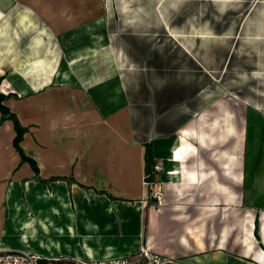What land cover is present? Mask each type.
Masks as SVG:
<instances>
[{
	"label": "crops",
	"instance_id": "obj_1",
	"mask_svg": "<svg viewBox=\"0 0 264 264\" xmlns=\"http://www.w3.org/2000/svg\"><path fill=\"white\" fill-rule=\"evenodd\" d=\"M16 6L17 0H0V13H11ZM232 7H239L238 14L247 16L240 25L241 34L254 14L263 13L264 0H126V6L113 8L114 13L121 9L139 19L132 26L128 23L126 39L131 52L125 57L126 68L110 78L114 79L112 95L107 98L111 110L107 114L109 127L104 126L88 97L87 88L92 85L72 82L69 72L58 73V86H43L42 92L30 100V121L20 120L13 100L4 102L30 133L45 127L50 148L60 150L62 155L56 156L53 151L39 153L45 166L37 165L35 172L13 148L14 123L0 114L1 248L16 249L9 244L14 233L19 247L16 250L59 258L64 264L121 257L140 249H148L175 264H211L208 257L198 255L201 246L197 235L198 225L207 226L209 218L199 215L194 204L230 206L240 201L223 180L241 186L249 175L243 151L245 123L240 121L243 127L237 132L236 117L227 107L218 109L220 119L210 121L208 115H200L187 105L204 90L203 85L197 87L189 73L200 72L213 80L214 74L230 61L231 47L216 51L211 40L220 34L226 37L225 31L218 33L213 23H200L195 16L225 15L231 13ZM107 9L102 0L101 14ZM171 14L184 18L170 24L164 16ZM150 16L156 23H150ZM158 16L162 17L160 24ZM167 41L172 45L169 50L152 46ZM150 47L153 48L149 50ZM44 59L50 62V55ZM195 117L198 118L193 124ZM145 144L151 145L153 159L167 163L164 177L170 179V199L158 210L148 211L145 219L142 213L139 215L140 206L130 205V213L137 214L133 227L127 217L119 220V203L104 199L103 194L108 192L116 199L127 200V188L119 183L127 175L129 165L144 171ZM124 153L129 158L120 172ZM55 157L62 158L61 166L54 165ZM110 158L113 160L109 167ZM64 163H69L67 169L63 168ZM57 168L72 182L49 183L47 189L52 191V198L35 196L28 204L21 200L13 220L8 219L5 192L9 182L31 188L30 181L52 178L57 175L53 174ZM255 184L257 196L263 197L264 177L256 178ZM28 206L30 215L22 211ZM202 244L203 251H207V236Z\"/></svg>",
	"mask_w": 264,
	"mask_h": 264
},
{
	"label": "rangeland",
	"instance_id": "obj_2",
	"mask_svg": "<svg viewBox=\"0 0 264 264\" xmlns=\"http://www.w3.org/2000/svg\"><path fill=\"white\" fill-rule=\"evenodd\" d=\"M105 5L108 9L106 13L101 14L102 0H17V6L11 13H0V90L4 87L6 100L15 102L20 120L30 121V115L27 113L31 106L30 100L47 85L58 86V73L69 72L72 82L78 84L82 81L86 82L85 85H92L87 88L88 97L101 116L104 126L109 127L110 118L107 114L111 110H108L107 98L112 95L110 89L114 79L110 78L126 68L125 57L131 52L126 39L128 23L132 26V22L137 21L139 16L128 15L121 9H118V13L113 12V8L126 6V0H104V7ZM239 10V7H232L231 13L225 15L195 16L200 23H213L218 33L225 31L226 37L220 34L211 40L216 51L223 50V46L225 50L231 47V58L220 72L214 74L213 80L200 72L189 73L197 87L203 85L204 90L193 96L187 105L197 109L200 115H208L210 121L220 119L218 109L227 107L236 117L237 132L243 127H240V121L243 120V151L246 171H249L244 185L241 186L231 185L228 180L221 179L232 187L240 203L230 206L220 203L214 206L194 204L199 208V215L206 214L209 218L207 226L203 223L198 225L197 235L201 246L198 255L204 259L208 257L207 260L211 264H256L255 261L264 264V196H257L254 189L256 178L264 177V11L254 14L240 34V25L244 24L247 16L244 13L238 14ZM164 17H167L170 24L184 18L175 14ZM149 20L150 23H156L151 16ZM158 20L160 24L162 17L158 16ZM152 46L169 50L172 45L167 41L163 45L154 43ZM151 48L153 47L149 50ZM45 55H50V62L46 63ZM40 58L43 61H36ZM38 62L41 66H37L38 70H32L31 67ZM95 77L98 78L94 79ZM5 85L9 88H5ZM24 91L25 95L22 96ZM86 100L89 103L87 97ZM97 112L94 111L96 115ZM197 118L191 120L193 124ZM27 132L20 145L26 150L25 154L37 160L36 165L40 166L39 168L45 162L40 154L46 155L47 152L53 151L52 154L56 156L62 155L60 150L50 148L45 127L36 133L31 131L33 134L28 128ZM231 146L232 144L225 149ZM128 158L127 153L122 155L120 172ZM61 159L55 157L54 165L61 166ZM108 160L110 167L113 159ZM154 160L155 167H149L150 174L153 173V179L150 181L142 167H137L136 172V169L129 165L127 175L121 178L119 183L127 188V200L116 199L108 192L103 194L104 199L119 203V220L123 221L127 217L133 227L137 214L130 213V205L140 206L139 215L142 213L145 219L148 211L160 208L156 204L155 195L163 194L164 204L170 199V179L164 177L167 163L164 164L162 159ZM103 161L104 159L100 160L101 165ZM69 163H64L63 168L67 169ZM42 169L45 170L44 167ZM55 171L53 174L57 175L52 178L30 181L33 185L31 188L23 184L26 181H22L21 187L9 182L11 185L5 192L7 218L13 220L12 216L17 211L16 205H20L21 200L28 204L32 197L36 198L35 196L41 198L48 195L52 198V191L50 190L49 194L47 189L49 183L72 182L71 177L64 175L59 168ZM139 194L140 198H135ZM29 210L28 206L23 207L22 211L30 215ZM11 225H14L13 222ZM131 231H134V228H131ZM12 234L9 244L18 249L14 233ZM204 236H207V251L202 249ZM204 252L207 253L206 256H203Z\"/></svg>",
	"mask_w": 264,
	"mask_h": 264
},
{
	"label": "built area",
	"instance_id": "obj_3",
	"mask_svg": "<svg viewBox=\"0 0 264 264\" xmlns=\"http://www.w3.org/2000/svg\"><path fill=\"white\" fill-rule=\"evenodd\" d=\"M156 188V185L154 186ZM160 190V189H159ZM158 207L162 206L163 194L154 196ZM59 258L31 253L24 250H8L0 247V264H61ZM82 264H175L172 260L160 258L147 249L126 256L83 262Z\"/></svg>",
	"mask_w": 264,
	"mask_h": 264
},
{
	"label": "trees",
	"instance_id": "obj_4",
	"mask_svg": "<svg viewBox=\"0 0 264 264\" xmlns=\"http://www.w3.org/2000/svg\"><path fill=\"white\" fill-rule=\"evenodd\" d=\"M7 119H9L10 121H12V123H14L13 128L15 131V137L13 140V148L20 155L21 161L29 163L31 168L35 172H37L38 168L36 162L25 154L23 148L20 145L21 142L23 141L24 134L27 132V129L21 125V123L19 122L18 118L14 113H9ZM144 162H145L144 172L146 176H148L150 181L151 179H153L152 177L153 173L150 174L149 167H155V163H156V160L153 159L152 147L150 144H145ZM60 261L63 263L61 259Z\"/></svg>",
	"mask_w": 264,
	"mask_h": 264
},
{
	"label": "water",
	"instance_id": "obj_5",
	"mask_svg": "<svg viewBox=\"0 0 264 264\" xmlns=\"http://www.w3.org/2000/svg\"><path fill=\"white\" fill-rule=\"evenodd\" d=\"M6 95L0 90V114L4 117H8L10 111L9 107L4 105V102L6 101Z\"/></svg>",
	"mask_w": 264,
	"mask_h": 264
},
{
	"label": "bare ground",
	"instance_id": "obj_6",
	"mask_svg": "<svg viewBox=\"0 0 264 264\" xmlns=\"http://www.w3.org/2000/svg\"><path fill=\"white\" fill-rule=\"evenodd\" d=\"M37 66H41L39 62L37 63V65H33V66L31 67V69H37ZM41 68H42V67H41ZM41 68H39V70H40ZM25 148H26V147H25ZM89 148H90V147H89ZM29 152H30V154H32V151H31V150H30Z\"/></svg>",
	"mask_w": 264,
	"mask_h": 264
}]
</instances>
